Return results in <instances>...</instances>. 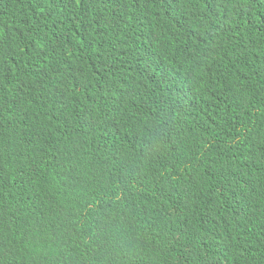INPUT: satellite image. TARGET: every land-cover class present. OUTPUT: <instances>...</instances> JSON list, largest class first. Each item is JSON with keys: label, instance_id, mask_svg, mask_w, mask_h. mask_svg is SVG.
Masks as SVG:
<instances>
[{"label": "trees", "instance_id": "16d2710c", "mask_svg": "<svg viewBox=\"0 0 264 264\" xmlns=\"http://www.w3.org/2000/svg\"><path fill=\"white\" fill-rule=\"evenodd\" d=\"M0 264H264V0H0Z\"/></svg>", "mask_w": 264, "mask_h": 264}]
</instances>
